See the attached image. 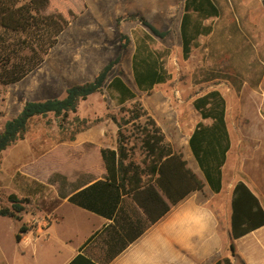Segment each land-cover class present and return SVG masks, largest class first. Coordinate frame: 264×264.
<instances>
[{"label": "rangeland", "instance_id": "obj_1", "mask_svg": "<svg viewBox=\"0 0 264 264\" xmlns=\"http://www.w3.org/2000/svg\"><path fill=\"white\" fill-rule=\"evenodd\" d=\"M214 1L220 14L205 21L211 25V32L199 36L190 55L184 57L180 33L184 0H50L47 11L62 12L69 24L34 70L15 83L0 84V131L25 101L62 97L68 86L91 80L105 64L116 62L103 89L81 100L76 112L88 124L80 131L82 135L105 133L99 143L87 137L81 141L65 138L53 114H48L32 118L24 137L2 152L0 204L8 203L10 193L30 199L22 216V221L33 227L28 233L45 237L47 227L56 218L54 208L59 200L50 186L54 177L61 179L63 172L99 171V148L117 144V124L112 115L129 137L132 158L141 162L144 151L139 137L147 115L159 118L176 150H180L183 139L201 118L194 99L218 89L226 100V119L231 129L234 125L251 131L260 127L261 141L253 156L264 165V0ZM141 16L168 31L166 37L156 38L152 47L161 53L169 78L150 92L138 88L132 69L136 36L149 31L140 21ZM123 35L129 38L126 47ZM115 75H120L136 93L135 99L117 102L107 86ZM135 100H140L147 114L124 123L122 119L132 114ZM68 120L73 127L81 125L74 114ZM77 163L83 167L77 168ZM31 167L51 176L47 184L26 176ZM19 223L0 216V264H53L50 261L55 258L41 256L40 246L37 253L33 252L35 257L24 253L23 241L17 242L14 237ZM72 224L68 218L59 228V239L47 242L44 249L56 250L60 238L72 233ZM26 248L35 249L33 244Z\"/></svg>", "mask_w": 264, "mask_h": 264}, {"label": "trees", "instance_id": "obj_2", "mask_svg": "<svg viewBox=\"0 0 264 264\" xmlns=\"http://www.w3.org/2000/svg\"><path fill=\"white\" fill-rule=\"evenodd\" d=\"M50 0H0V84L15 83L34 70L58 41L59 35L69 24V19L60 11H47ZM220 10L214 0H184V11L180 22V33L184 57L191 53L201 35H207L212 27L205 21L219 16ZM136 17V15H131ZM140 21L148 28L136 36L132 69L135 82L142 91L150 92L155 85L165 82L169 73L165 68L161 53L152 47L156 38H164L168 31L160 30L145 17ZM123 47L127 46V35ZM116 59L105 64L93 79L66 88L62 97L44 100H27L21 110L8 118L0 131V163L2 152L18 139L24 137L30 120L36 116L53 114L59 130L70 140L88 126L84 119L76 115L81 100L103 89ZM119 104L136 98V93L120 75H115L108 83ZM201 118L211 119L205 124L198 121L191 133L189 143L204 173L205 180L192 170L180 150L174 149L165 138L161 127L151 115H147L146 125L141 127L140 142L144 157L136 162L129 137L122 129V123L112 115L117 124V144L115 148L101 147L100 155L106 169L105 180L120 194L130 198L146 215L147 223H155L172 205L178 203L190 192L203 190L206 182L218 192L222 187V165L230 147L226 124V100L218 89H212L196 97L193 101ZM132 114L123 118L124 123L146 115L140 100L133 103ZM70 114L81 125L73 127L68 120ZM89 186V187H90ZM88 188V187H87ZM167 200H166V198ZM1 198V195H0ZM7 204H0V216L20 222L15 240L20 242L31 230L32 225L22 221L30 199L16 193L7 196ZM264 224V207L257 195L242 180H239L232 194V220L230 243L231 253H235L233 240ZM128 230L132 226L128 225ZM141 231L130 234L133 241ZM125 244V243H124ZM67 264H99L79 251ZM214 264H232L228 256Z\"/></svg>", "mask_w": 264, "mask_h": 264}, {"label": "crops", "instance_id": "obj_3", "mask_svg": "<svg viewBox=\"0 0 264 264\" xmlns=\"http://www.w3.org/2000/svg\"><path fill=\"white\" fill-rule=\"evenodd\" d=\"M151 116L161 127L159 118L155 114ZM200 121L211 123V119L207 118H200ZM226 124L230 147L222 165L220 191H213L206 182L203 190L190 192L155 223L148 224L145 213L114 186L106 182L90 186L99 180L106 181L100 148L116 147L114 144L102 145L97 173L79 170L71 174L63 172L61 179L53 178L50 186L59 200L54 208L56 218L47 227L45 237L34 232L24 236L21 240L25 245L24 253L35 257L40 246L41 256L55 258L50 261L53 264H67L79 251L99 264H214L225 256L231 258L232 264H264V224L235 238V253L230 250L235 184L239 180L244 181L264 207V165L253 156L257 143L261 141L259 138L262 135L257 130L260 127L251 131L234 125L231 129L227 119ZM161 129L166 140L176 149L173 138L163 127ZM193 129L183 139L180 151L188 166L205 180L189 143ZM105 136L104 132L89 133L87 136L79 132L75 138L81 141L87 137L99 143ZM76 166L82 168L83 164L77 163ZM25 174L42 184H47L51 177L33 167ZM55 174L58 176L60 173ZM68 218L73 221L69 227L72 233L60 238V246L56 250H45L47 242L55 237L59 239V228ZM128 225L132 226L130 231ZM80 228L83 230L80 231ZM136 230L141 233L126 245L130 234ZM31 244L34 250L26 248Z\"/></svg>", "mask_w": 264, "mask_h": 264}]
</instances>
